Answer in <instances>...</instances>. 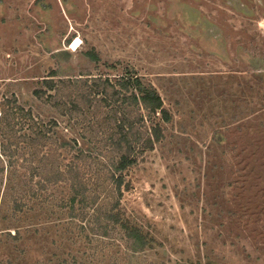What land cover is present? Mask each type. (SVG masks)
Here are the masks:
<instances>
[{
	"label": "rangeland",
	"instance_id": "obj_1",
	"mask_svg": "<svg viewBox=\"0 0 264 264\" xmlns=\"http://www.w3.org/2000/svg\"><path fill=\"white\" fill-rule=\"evenodd\" d=\"M126 71L156 88L169 122L108 98ZM31 118L55 121L56 140L36 142ZM122 118L163 129L119 198L154 238L143 250L114 231L68 234L63 185H34L70 157L59 143L86 148ZM80 168L100 179V204L117 197L108 172ZM25 178L36 194L15 211ZM0 264H264V0H0Z\"/></svg>",
	"mask_w": 264,
	"mask_h": 264
},
{
	"label": "trees",
	"instance_id": "obj_2",
	"mask_svg": "<svg viewBox=\"0 0 264 264\" xmlns=\"http://www.w3.org/2000/svg\"><path fill=\"white\" fill-rule=\"evenodd\" d=\"M85 54L92 60L99 59L94 50L87 51ZM54 76L55 73L43 79V83L48 90H53L56 85V82L53 81ZM102 84H109L108 80L105 79ZM117 86L118 88L112 86L113 90L108 97L109 99L115 97V102H118L122 97L123 101L128 100L137 109L145 110L148 116H158L163 122L170 121L171 114L164 107L163 100L156 88L151 84L143 83L141 78L134 72L126 71L124 75L119 76ZM100 92L106 93V90L102 89ZM33 93L37 98L43 96L51 98L52 96L46 94L44 89H36ZM103 98L105 99V97ZM28 115L30 116V113ZM126 119L122 118L115 121L114 130L110 135L94 129L97 132V135L95 134L97 137L91 141V146L86 148L79 146L76 140H73L71 144L66 141L59 143L58 147H64V149L70 151V157H68L63 167L57 164L50 171L47 165L43 166L44 174L39 175L34 185L46 192L49 191L50 187L58 188L60 184L63 185L58 203L60 204L59 208L62 207L67 210L68 234H72L76 229L78 235L83 233L88 235L90 233L93 237L106 238L111 237L114 231L120 233L121 238L125 241L143 250L150 245V242L154 241V238L148 237L147 233H144L140 227L133 224L125 216L121 210L119 198L122 194V187L125 189L128 186V182L125 181L127 170L138 163L139 158L142 157L145 151L153 150L155 143L163 137V129L159 121H155L150 127L141 132L137 127H133L136 121L126 124ZM30 121L35 125L31 124L30 129L36 142L42 139L56 140L53 132L54 126H56L55 121L49 120L46 123L40 119L37 122L33 118ZM138 121H142L141 117L137 119ZM91 127L99 128V125L90 120L85 128L86 131ZM23 139L33 140L31 137L25 136H23ZM105 147L109 152L110 150L112 152V155L106 161L103 160L105 157L102 154ZM71 150H73V153ZM84 166L88 168L89 172L99 177L101 172H108V177L115 183V193L117 194V197L111 203L103 205L98 202L97 198L100 197V194L97 191H101L103 188L100 185V179L98 177L93 178V180L88 178V175L81 171L80 167L84 168ZM37 169L32 168L30 179H32ZM27 181H29L27 178L24 181L22 180L21 189L16 198L17 203L13 206L15 211L21 209V201L18 199L23 196L22 190L28 189L32 196L36 194L33 191L34 188L27 185Z\"/></svg>",
	"mask_w": 264,
	"mask_h": 264
}]
</instances>
